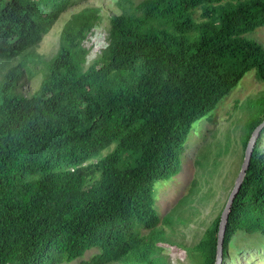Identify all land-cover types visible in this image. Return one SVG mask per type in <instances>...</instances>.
<instances>
[{
	"label": "trees",
	"instance_id": "16d2710c",
	"mask_svg": "<svg viewBox=\"0 0 264 264\" xmlns=\"http://www.w3.org/2000/svg\"><path fill=\"white\" fill-rule=\"evenodd\" d=\"M87 1L0 0V264H62L95 248L80 264H167L161 245L178 241L155 184L181 172L193 125L246 73L264 81V46L247 37L264 27V0H116L98 55L87 42L102 9L86 6L43 61L45 37ZM40 64L26 97L21 81ZM250 116L244 150L264 97ZM263 134L229 214L223 264L237 232L264 236ZM223 210L186 247L192 264H215Z\"/></svg>",
	"mask_w": 264,
	"mask_h": 264
},
{
	"label": "rangeland",
	"instance_id": "374dc122",
	"mask_svg": "<svg viewBox=\"0 0 264 264\" xmlns=\"http://www.w3.org/2000/svg\"><path fill=\"white\" fill-rule=\"evenodd\" d=\"M115 2L116 0H88L64 13L36 52L43 61L53 57L59 48L61 28L70 14L86 6H97L102 9L103 20L87 46L92 47L94 54H100L106 42L109 18L119 13ZM247 37L264 46V27L248 33ZM7 69L6 66L0 71V79ZM35 69L38 74L28 80L30 74L25 73L18 89L26 97L38 89L42 79L43 64L35 66ZM263 97L264 81L259 79L257 70L252 69L209 116L193 125L185 144L181 172L170 180L155 184L157 209L162 218L173 214L170 218L175 230L174 238L178 241L175 245H161L165 249L163 253L167 257V264H192L186 247L198 244L205 230L225 207L244 159L242 127L251 119L250 115L259 110ZM261 150L264 152V134ZM110 151L111 148L105 150L103 156ZM198 161L202 164L198 165ZM194 183L196 187L192 190ZM184 198L185 204L177 207ZM98 253L99 249L95 248L86 252L84 257L62 264H80ZM229 255L226 264H264V236L237 232L230 244Z\"/></svg>",
	"mask_w": 264,
	"mask_h": 264
},
{
	"label": "water",
	"instance_id": "95a60500",
	"mask_svg": "<svg viewBox=\"0 0 264 264\" xmlns=\"http://www.w3.org/2000/svg\"><path fill=\"white\" fill-rule=\"evenodd\" d=\"M264 130V121L257 126V128L253 131L248 144L245 149L244 153V159L243 163L240 169V172L236 178V181L234 183V187L229 195V198L227 200V203L225 205V208L222 212L221 215V221L219 225V232H218V240H217V254H216V261L215 264H223V258H224V241H225V235H226V230H227V224H228V219H229V214L232 209V205L234 203V200L239 193L242 184L244 182V178L246 176V173L249 169L250 163H251V158L254 153L256 144L258 142V139Z\"/></svg>",
	"mask_w": 264,
	"mask_h": 264
}]
</instances>
